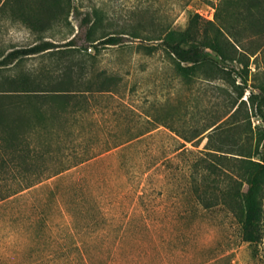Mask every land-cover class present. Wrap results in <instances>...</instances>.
Masks as SVG:
<instances>
[{
	"label": "rangeland",
	"instance_id": "1",
	"mask_svg": "<svg viewBox=\"0 0 264 264\" xmlns=\"http://www.w3.org/2000/svg\"><path fill=\"white\" fill-rule=\"evenodd\" d=\"M69 1L71 11L62 13L44 31L14 18L9 5L0 9V50L4 53L44 39L57 45L20 58L4 72L29 73L41 83L39 88L50 89V81L62 73L64 62L80 55L88 58V75L95 82L100 72L111 79V90L82 86L67 101L42 103V116L29 109L37 125L26 134L22 156L17 151V158L26 162L10 161L12 150L0 143V192L34 179L35 170L45 174L61 170L0 200V264H40L37 255L46 254L39 251L44 244L35 239L30 195L47 196L48 185H65L89 173L113 226L133 220L126 240L102 244L113 249L111 264H264V238L258 243L245 240L242 224L229 209L223 205L205 208L194 198L189 163L205 149L214 126L193 140L183 137L221 117L227 119L226 140L234 136L239 143H246L247 138L253 145L259 142L263 119L253 99L264 93V43L252 54L261 40L245 37L238 54L243 52L248 64L231 62L237 68L245 66L248 77L245 84L233 72L236 83L246 87L234 104L236 84L208 79L201 71L187 79L167 50L160 47L150 52L147 48L159 43L153 35L166 28L185 29L196 13L215 19L221 0ZM91 25L95 37L112 33L122 38L117 44L92 43L87 38ZM73 37L76 44L68 45ZM240 103L241 108L232 114ZM182 143L194 152L179 153ZM261 157L260 153L255 159ZM22 167L27 168L26 176H21ZM261 199L264 213V186Z\"/></svg>",
	"mask_w": 264,
	"mask_h": 264
},
{
	"label": "trees",
	"instance_id": "2",
	"mask_svg": "<svg viewBox=\"0 0 264 264\" xmlns=\"http://www.w3.org/2000/svg\"><path fill=\"white\" fill-rule=\"evenodd\" d=\"M6 5L11 7L14 18L21 19L39 31L48 29L51 22L62 13L71 11L69 0H0V9ZM93 32L91 25L87 29V38L92 43L98 41L96 44H117L122 38L121 35L112 33L95 37ZM247 36L261 40L252 51V54H256L264 43V0H221L216 5L215 19H204L196 13L185 29L166 28L153 35L151 38L159 40V43L148 45L147 48L150 52L160 47L167 50L177 60L180 74L187 79L201 71L208 79L223 78L236 84L238 96L234 104H237L246 87L236 83L237 78L233 72L240 75L245 84L248 77L244 73L245 66L237 68L231 62L238 60L243 65L248 64L243 57L244 53L238 54L239 46H243ZM67 44H76L74 37ZM56 46L54 41L44 39L29 46L13 48L7 53L0 50V143L5 149L12 150V162L27 161L26 158L17 157L22 156V146L27 142L28 130L37 125L32 122L29 109L42 116L45 114L42 103L67 101L82 86L89 90H111L109 76L100 72L101 78L95 82L88 75L91 70L88 58L80 55H71L64 62L62 73L50 81V89L39 88L41 83L29 73L11 75L4 72V68L15 64L20 58L43 53ZM222 89L225 90L223 87ZM262 89L264 92V87ZM253 96L254 93L250 97ZM242 102L246 103L244 99ZM253 102L257 104L258 113L263 119V135L255 145L249 138L246 143H239L234 136L226 140L223 130L227 119L221 117L202 130L195 131L192 136L183 137L187 141L193 140L214 126L208 135L205 149L196 153L189 163L194 198L205 208L225 206L242 224L243 238L251 243H258L264 238L261 199L264 186V149L259 150L260 143L264 141V93L258 95V100L253 99ZM241 105L242 103L232 114H236ZM215 135L219 136L216 140ZM178 150L179 153L194 152L185 143ZM17 151L21 153L19 156ZM229 153H234L235 156L232 157ZM260 153L262 157L255 159ZM7 160L5 157L4 161ZM25 170L27 168L22 167L21 176H26ZM60 172L61 170L45 174L35 170L34 179L0 192V200L21 193ZM92 177L89 173L65 185L59 182L48 185L47 196L30 195L35 239L37 244H44L39 251L45 250L46 254L37 255V262L40 264L45 259L46 264H111L113 249L103 247L102 244L112 241L120 243L127 239L133 220L125 219L113 226L109 216L103 211L102 199L93 185ZM69 215L71 221H67ZM141 219L142 217L139 220Z\"/></svg>",
	"mask_w": 264,
	"mask_h": 264
}]
</instances>
